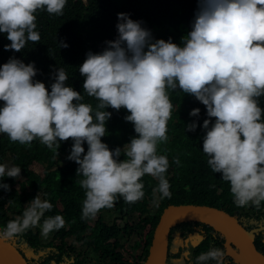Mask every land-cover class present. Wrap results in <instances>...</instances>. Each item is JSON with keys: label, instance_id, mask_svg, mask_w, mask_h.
Masks as SVG:
<instances>
[{"label": "clouds", "instance_id": "9594fccd", "mask_svg": "<svg viewBox=\"0 0 264 264\" xmlns=\"http://www.w3.org/2000/svg\"><path fill=\"white\" fill-rule=\"evenodd\" d=\"M84 1L89 4L88 0ZM66 2L0 0V33H6L11 41L4 46L5 49L19 51L28 41H39L36 11L42 9L61 15ZM131 6L128 0H109V4L102 0L95 3L93 14L84 12L78 21H71L59 33L62 35L59 46L70 52L71 65L84 80V92L98 101L95 109L90 103L83 102L81 92L65 84L68 76L62 67L55 70L49 91L44 82L34 80L37 72L34 62L25 63L10 56L0 60V102H3L0 104V133L7 134L17 144H30L39 139L52 150L59 147L58 142L71 137L74 142L67 158L79 165L77 175L82 176L79 184L85 189L82 218L101 213L107 220L111 217L109 221L113 223L108 222L109 225L117 224L130 235L137 230L142 241L143 235L137 226L142 223L151 228L147 218L158 212L165 197H171L169 181L172 173L169 175L168 171L165 175L166 170H170L171 159L165 153L159 154L157 145L172 138L167 134V121L173 107L168 93L179 89L194 95L206 106L209 119L197 125L192 122L186 127L200 131L197 142L207 155L212 171L221 173L222 179L229 182L235 205L260 208L264 201V109L258 98L264 96V0H198V3L191 0V10L196 11L191 30L186 35L183 32L177 34L175 42L171 38L153 39L149 29L133 20ZM101 7L103 14L93 20ZM99 30L104 32L99 35ZM85 47L94 48L96 52L88 51L85 58L81 53L86 52ZM75 48H80L79 55ZM109 106L117 110L121 107L127 109L129 114L125 120L133 123L138 134L123 148L114 150L101 139L106 134L105 122L111 116V112L104 110ZM199 113V108H193L189 115L198 116ZM212 117H215L214 122L210 119ZM85 142L88 146L86 152ZM121 153L125 155L124 159H119ZM58 160L52 170L62 167L63 161ZM174 160L179 163L178 158ZM22 161L39 176L40 173L33 168L35 163L43 165V171H47L45 164L34 159ZM145 174L158 181L153 193L159 195L146 205L145 215L141 211L131 212L129 208L123 211L114 203L115 198L119 195L128 203L143 198L141 178ZM5 176L16 177L12 188L17 191L19 199L23 197V183L28 191H34L28 183L27 173L21 171L19 164L0 163V188L7 190L9 185L2 178ZM148 199L150 197L143 198L141 203ZM18 204L13 207L10 203L4 204V216L9 221L0 225V240L12 243L29 264H35L34 257L41 255L48 258V264H80L83 261L91 264L87 261L89 249L99 256L100 262L93 264H117L109 254L102 255L105 249L96 251L88 240L81 241L74 234L64 237L68 246L62 248L65 252L62 260L56 251L49 254L45 250L35 251L26 243L21 251L16 239L27 229L31 231L24 240L31 236L42 245L51 243L55 249L62 243L59 230L64 224V230H69L70 226L60 214L47 216L41 221L45 212L53 207L45 199L43 190L37 191V196L29 203ZM170 206L216 208L197 203L171 204L163 209L157 225ZM201 223L205 222L187 221L171 227L168 253L170 246L177 247L178 239L187 237L188 233L202 237L205 232H194L195 226ZM37 225L42 236L47 237L53 231L54 238L41 241L39 232L33 230ZM243 227L248 231L260 228L250 230ZM173 229L176 235L170 243ZM215 231L214 235L224 237L217 229ZM260 232L254 234V244L255 236ZM87 234L89 230L81 235ZM75 242L90 248L77 249ZM121 249L124 252L128 248L125 244ZM225 251L212 247L197 255L195 264H209L210 261L226 264ZM138 257L136 255L137 260L129 259L145 264L147 259Z\"/></svg>", "mask_w": 264, "mask_h": 264}, {"label": "trees", "instance_id": "16d2710c", "mask_svg": "<svg viewBox=\"0 0 264 264\" xmlns=\"http://www.w3.org/2000/svg\"><path fill=\"white\" fill-rule=\"evenodd\" d=\"M102 0H88V5L84 0H67L61 15L50 14L46 10L38 9L36 15V31L40 35V40L37 42L28 41L24 48L19 51L13 49H5L6 44L11 41L7 39L6 33H0V60L6 56L16 57L23 60L25 63H33L37 69L34 80H40L45 83L46 87L50 89L54 82L55 70L62 67L65 70L68 79L65 81L66 85H70L75 90L81 92L84 97L83 102L90 103L95 109L98 101L94 97H89L83 90V82L81 77L76 73L71 65L70 52L59 46V41L62 35L59 34L64 27L69 26L71 21H78L81 15L86 12L87 15L93 14L95 3ZM109 4V0H106ZM133 9V20L141 22L142 27L150 30L153 39L163 38L168 40H176L177 34L183 32L184 35L191 30L192 21L195 17V10H191V0H128ZM193 3H198V0H192ZM90 5V6H89ZM89 6V7H88ZM198 9V7H197ZM104 10L101 7L100 12H97L93 20L98 19ZM99 35L104 31L99 30ZM74 50V47H71ZM80 48H75L79 55ZM86 52H81L86 58L88 51L96 52L94 48L85 47ZM76 77H79L77 79ZM85 79V78H84ZM169 98L173 105L171 116L167 121V134L172 136L166 142H159L157 145V152L159 154L165 153L171 160L169 161L170 170H166L165 175L169 171L170 177V192L171 197H165L155 215L147 218L146 222L151 223V228L146 224L137 226L141 229L143 235L142 242L145 243V249L142 255L138 258L146 260L150 253V246L153 242L154 228L159 222L160 214L168 205L174 204H193L208 205L218 209L225 210L233 216L237 215L238 210L244 207H237L234 203L233 195L230 192L229 182L222 179V174L213 172L207 163V155L203 152L199 142V130H190L186 126L192 122L196 125L203 123L205 119H209L206 112V106L200 102L194 95L180 92L179 89L169 90ZM260 106L264 109V96L258 98ZM3 102L1 101L0 104ZM193 108H199L198 116H190L189 113ZM111 112V116L106 120V134L101 137L102 141L106 142L109 149L114 150L117 147L123 146L130 142L131 138L138 134L134 130L132 122L125 120L128 115L127 109L121 107L119 110L112 107L104 109ZM264 116V112H262ZM212 122L215 117L210 118ZM200 128V127H197ZM196 128V129H197ZM8 138L7 134L0 133V163H9L10 161L21 166V171L29 177V185L34 191H28L26 183H23V197L21 199L17 196V191L13 190L12 185L16 181V177L5 176L9 188L7 190L0 188V225L7 224L9 221L5 216L6 208L4 204L10 203L13 207L15 203L20 205L23 202H30L37 196V191L43 190L45 199L52 205L50 211H46L44 217L60 214L64 221L69 223L70 229H65V224L59 230L58 235L62 238L60 246L52 249L51 243L42 245L35 238L29 237L28 240L23 238L30 234L31 229L19 235L16 242L20 245V250L23 249V243L29 245V248L38 250L39 252L45 250L47 254L55 252L63 258L65 252L62 249L68 246L64 241L66 235H75L81 241L88 240V244H93L95 250L105 249L104 254H109L113 261L117 264H141L140 262L131 261L123 252L121 248H125L120 236L123 228L117 224L109 225L104 221L101 213H97V219L82 218V202L85 198V189L79 184L82 176L77 175V162L68 159L73 144V139L69 137L66 140L58 142L59 147L56 150L49 149L42 144L39 139H34L30 144L13 143ZM85 152L87 151V143H84ZM83 155V154H82ZM63 158V159H62ZM125 155L121 153L119 159H124ZM174 158L179 159L176 163ZM34 159L47 166V171L44 177H40L35 172L29 169L28 163H23L22 160ZM58 161H63L62 167H57V170H52L53 165ZM59 166V165H58ZM51 169V171H49ZM143 191L145 197H150L143 204L141 199L134 203L125 202V200L117 195L114 203L123 211L129 208L131 212L141 211L144 215L147 211L146 205L157 198V194L153 193L154 187L158 181L151 175L145 174L142 178ZM218 191L221 194L218 195ZM52 194V196H51ZM51 196V197H50ZM17 205V206H18ZM105 208V207H104ZM101 208L100 210L104 209ZM244 225V224H243ZM183 226V225H182ZM180 226V227H182ZM264 226V201L261 202L260 208H254L253 215L249 216L247 221L248 229L252 230ZM129 227H134L129 224ZM89 230V234L82 236L85 231ZM180 231H185L178 229ZM173 229L170 234V243L173 242L175 236ZM225 238L220 234H208L206 250L210 249V244L213 247L222 248L225 251ZM255 244L258 249L264 253V231L255 236ZM72 248V247H71ZM171 249V248H170ZM169 249L168 259L166 264H195V259L187 258L182 250ZM199 250V248L195 249ZM29 253V250H28ZM138 256V255H137ZM196 258V257H195ZM37 264H48V258L41 255L39 258L34 257ZM226 264H234L231 257L225 258ZM35 263V264H36ZM80 264H88L85 261ZM214 264V262H209ZM238 264V263H236Z\"/></svg>", "mask_w": 264, "mask_h": 264}, {"label": "water", "instance_id": "95a60500", "mask_svg": "<svg viewBox=\"0 0 264 264\" xmlns=\"http://www.w3.org/2000/svg\"><path fill=\"white\" fill-rule=\"evenodd\" d=\"M187 221L213 225L225 238L226 254L239 264H264V253L254 244V234L264 230H246L238 220L217 208L207 206H170L165 209L154 230L153 243L145 264H166L171 227ZM236 247V248H235ZM0 264H29L10 242L0 240Z\"/></svg>", "mask_w": 264, "mask_h": 264}, {"label": "flooded vegetation", "instance_id": "af4514ba", "mask_svg": "<svg viewBox=\"0 0 264 264\" xmlns=\"http://www.w3.org/2000/svg\"><path fill=\"white\" fill-rule=\"evenodd\" d=\"M223 211H225V210H223ZM253 211H254V209L250 208L249 206L244 207V208L238 210L237 215L238 214H241V215H240L239 218H237V216H236V218L238 219V221L242 225L244 224L243 226L247 227V221L249 219V216L253 215ZM104 221L107 222V223L109 222V220H107L105 218H104ZM215 230L216 229H215V227L213 225L206 224V223H201L199 226H195L194 232H196V233H201V231L205 232V234L202 237L200 235H195V234H192V233H188L187 237L184 236V237H180L178 239V246H177L178 248L174 247L173 245H171L170 246V248H171L170 250L172 252V249H174V250H177V252H178L179 251L178 249L180 248V251L182 250L183 254L186 255L187 258H189L190 256H193V259H195V257L197 255H199L201 252L207 251L206 250L207 242H205V241L208 238V234L209 235L212 234V233L216 234ZM224 243H225V241H224ZM212 247H213V245L210 244V248H212ZM197 248H199V250H195ZM225 253H226V251H225ZM227 256L228 255H225V258ZM228 257H230V256H228Z\"/></svg>", "mask_w": 264, "mask_h": 264}, {"label": "rangeland", "instance_id": "374dc122", "mask_svg": "<svg viewBox=\"0 0 264 264\" xmlns=\"http://www.w3.org/2000/svg\"><path fill=\"white\" fill-rule=\"evenodd\" d=\"M34 170H36V172L40 173V176H44V171H43V165L41 164H37L35 163L33 166ZM97 219V214L94 217V220ZM111 217H108V220H110ZM113 223V221H109V224ZM122 226L124 225V222L121 223ZM34 231H38L39 232V238L41 241L43 242H48L50 241L52 238H54V232L51 231L47 237H44L41 235V229L40 226L37 225L36 227H33ZM67 240H70V237L67 238ZM121 241L122 243L126 244V247L128 249H125V255L130 258L131 260H137L136 255H141L144 251V244L141 239H140V233L135 230V233H133L132 235H130L129 233L123 231L122 236H121ZM74 244H76V248L79 249L80 247L82 248H87L84 243H80V242H75ZM88 248H90V246H88ZM87 248V249H88ZM24 251V249H22ZM87 261H89L91 264L93 263H98L100 262L99 260V256L97 253H95L92 249H89L87 252ZM144 261H141V263H143Z\"/></svg>", "mask_w": 264, "mask_h": 264}]
</instances>
